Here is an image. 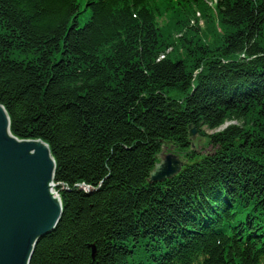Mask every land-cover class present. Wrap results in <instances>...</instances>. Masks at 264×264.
<instances>
[{"label":"trees","instance_id":"1","mask_svg":"<svg viewBox=\"0 0 264 264\" xmlns=\"http://www.w3.org/2000/svg\"><path fill=\"white\" fill-rule=\"evenodd\" d=\"M208 1L0 0V105L64 210L30 264H128L141 238L144 264H264V0ZM163 145L187 168L145 189Z\"/></svg>","mask_w":264,"mask_h":264},{"label":"water","instance_id":"2","mask_svg":"<svg viewBox=\"0 0 264 264\" xmlns=\"http://www.w3.org/2000/svg\"><path fill=\"white\" fill-rule=\"evenodd\" d=\"M195 130L190 135H195ZM165 150V149H164ZM151 182L176 175L172 155L158 156ZM54 165L46 147L8 139L7 120L0 105V264H30L36 243L57 227L60 203L52 196Z\"/></svg>","mask_w":264,"mask_h":264},{"label":"bare ground","instance_id":"3","mask_svg":"<svg viewBox=\"0 0 264 264\" xmlns=\"http://www.w3.org/2000/svg\"><path fill=\"white\" fill-rule=\"evenodd\" d=\"M89 18V17H88ZM87 18V19H88ZM86 19V20H87ZM244 52H245V49L244 48H242V49H240L239 51H238V54H236V56H237V58L236 59H242V60H244V61H252V60H254V57L252 56H250V57H247V56H245L244 55ZM259 52H263V50H262V48H261V50H259ZM258 52V53H259ZM254 54H257L256 52H254ZM175 56V55H174ZM192 80V79H191ZM197 85H198V76H197V78L195 77V75L193 76V80L192 81H190V86H191V91L190 92H187V95L188 96H190L192 93L194 94V92H192V90L194 89V90H196V88H197ZM192 92V93H191ZM187 95H186V97H185V99H184V97H180L181 99H184L183 100V104L184 105H186V99H187ZM182 101V100H181ZM181 104V103H180ZM185 108V107H184ZM183 112L182 113H184V109L182 110ZM5 115H6V120H7V136H8V139H17V141H24L25 143H29V144H33V145H36V146H42V147H46V150H47V159H48V161H50L51 163H53V165H54V173H52V175L50 176V178H51V180H52V183H51V185H52V187H51V193H52V196H54V197H57V198H59L58 199V203H60V211H59V217H58V222L60 221V218H61V216H62V213H63V209H62V197H60V194H61V192H60V190H58L57 188V185H58V183L56 182V167H57V163L55 162V160H54V158H53V156H52V152H51V150H50V148H49V146H48V144H46L45 143V141H43V140H41V139H33V138H30V139H25V140H22V139H18V138H16L12 133H11V129H10V127H11V118H10V116L8 115V113L7 112H5ZM182 115H185V114H182ZM182 124H183V128H185V127H189V126H191L190 124L188 125V122L186 121V120H184L183 122H182ZM206 131V130H205ZM204 131V132H205ZM208 131H206L205 132V134L207 133ZM208 134H211V132H208ZM187 138H189V139H191L189 136H187ZM209 146V145H208ZM214 149H216V151L218 152V151H220V148H219V146L218 145H216V146H214ZM213 148H211V152L214 150ZM165 155H172V159L174 160L173 162H172V164H177V163H179V166L181 167L180 169H182V171H185L186 170V168H187V166L185 165L186 164V160H185V158L183 157V155L181 154V153H178L177 155H173V154H171V153H167V154H165ZM255 160V159H254ZM147 171V170H146ZM151 174H152V171H150L149 172V174H148V176H146V174L144 175V185H143V187L145 188V189H148V188H150L151 186H154V184H153V182H151ZM166 175H167V173L165 174V177L162 179V180H156V188H159V186H160V190H161V188L163 189V191H165V189H166V187H165V184H167L171 179H174L175 177H176V175H172V176H170V177H166ZM163 186L165 187V188H163ZM137 187H138V189L137 190H134V191H137V194H139L140 193V191H138V190H140V189H142L139 185H137ZM243 187H245V186H243ZM73 191H71V192H74V193H80V192H87L88 194H90V193H92V192H90V190H89V187H87L85 184H83V183H81V182H79V183H77L73 188ZM230 190V189H229ZM231 190H233V189H231ZM244 190V189H243ZM92 191V190H91ZM233 192H234V190H233ZM245 192V191H244ZM235 193V192H234ZM237 196H238V194L237 193H235ZM242 194H245V193H242ZM237 196H235L234 198H233V200L234 199H236L237 198ZM255 207V206H254ZM264 208V207H263ZM251 211V210H250ZM254 215H255V217H257V219H259L261 222H262V224H264V211L263 212H261V213H254ZM57 225H58V223H57ZM150 228V230L153 228V227H149ZM151 231H157V230H151ZM50 233H52V232H50ZM153 243H154V241H152ZM40 243H42V241L41 242H38V243H36V251L38 250V249H41V248H38V244H40ZM137 246H142V247H140V248H137ZM148 244H146V239H144V238H141V239H138L137 240V242L136 243H133V245H132V251L130 252V255L131 256H129V259H130V262L128 263V264H144V262H145V259H146V255H145V253L146 252H142V251H140V250H146V249H148ZM91 249H92V251H91V259L92 260H95L96 258V248H95V245L94 244H92L91 245ZM138 249V250H137ZM140 249V250H139ZM42 250V249H41ZM132 254L134 255V256H132ZM54 255H56V254H54Z\"/></svg>","mask_w":264,"mask_h":264},{"label":"rangeland","instance_id":"4","mask_svg":"<svg viewBox=\"0 0 264 264\" xmlns=\"http://www.w3.org/2000/svg\"><path fill=\"white\" fill-rule=\"evenodd\" d=\"M211 4H213V0H211V1H208L207 2V5H210L211 6ZM167 14V13H166ZM197 17H199L198 15H197ZM81 23H83V21H81ZM167 53L169 54H175L176 53V50L173 48V49H169V50H167ZM4 109V108H3ZM4 111H5V109H4ZM6 112V111H5ZM208 133V132H207ZM197 139V138H196ZM202 145H203V143H202ZM199 148H201V149H203L205 152H207V153H209V150H211L210 148H203V147H199ZM130 248V247H129Z\"/></svg>","mask_w":264,"mask_h":264}]
</instances>
